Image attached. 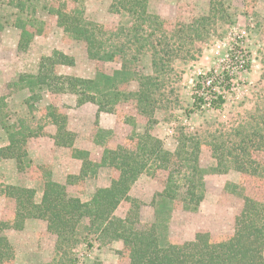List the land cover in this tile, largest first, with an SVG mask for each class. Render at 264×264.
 Instances as JSON below:
<instances>
[{"label":"rangeland","instance_id":"obj_1","mask_svg":"<svg viewBox=\"0 0 264 264\" xmlns=\"http://www.w3.org/2000/svg\"><path fill=\"white\" fill-rule=\"evenodd\" d=\"M52 1L32 0L39 8L37 20L44 22L47 29L44 36L34 39L26 52L18 49L21 32L14 27L18 11L7 5L8 0L0 3V25L4 26L0 31V148L9 146L2 124L14 127L16 133L21 131L26 137L31 136L24 146L29 157L22 158L21 170L16 160L0 158V220H11L14 214L15 204L4 194L8 186L34 189L35 201L40 204L46 182L55 180V175L59 179L68 178L64 186L69 196L83 202L89 201L98 188L111 184L112 172L106 168L84 180L75 179L80 173L65 177L67 171L77 172L82 163L70 160L73 150L53 145L57 127L51 125L47 108L55 106L57 113L66 117V129L75 135L74 149L87 150L98 160L103 153L99 144L116 147L119 143L124 144V139L130 138L133 132L143 134L146 129L172 153L184 139L199 143L200 165L208 172L204 177L205 198L195 213L181 208L173 210L168 237L173 242H185L192 240L197 231H208L215 240L233 235L235 216L242 205L239 195L243 193L255 199H262L264 195V182L237 171L230 159V153L237 154L231 150V143L241 138L237 130L246 134L244 131L264 123V0H216L218 6L230 14L231 23L215 20L212 24L215 35L208 41L180 49L175 47L172 60L175 75L165 77V87L154 96L157 106L152 118L139 113L136 100L131 96L138 91V83L130 82L120 86L127 101L121 104L117 115L104 114L99 121L96 119L97 106L93 104L78 108L76 97L45 91H37L35 94L41 99L34 100L26 84L20 82L21 76L36 74L41 58L54 51L75 60L73 67L60 68L63 75L95 79L98 73L113 75L121 68V59L111 63L90 60L85 44L66 35L56 20L42 10ZM65 1L71 3L72 0ZM112 3L113 0H78V5L73 6L84 11L88 21L116 33L120 24L129 19L111 13ZM211 3L212 0H152L149 13L167 23L164 30L169 31L176 24H191L195 18L209 16ZM162 34L159 30L156 37ZM171 35L167 33L168 40ZM171 43L175 45L173 41ZM129 48L133 49L130 56L134 55L135 47ZM233 50L240 53L239 60L245 62V67L237 74V92L227 96L225 106L220 110H196L194 92L201 77L223 73ZM151 54L147 47L140 63L136 64L146 76L153 74ZM236 63L235 59L233 65L238 66ZM130 120L133 123L127 124ZM217 147L226 155L221 168L226 172L214 169L218 164L213 156ZM191 148L192 145H188L187 150ZM254 158L264 163V153L256 154ZM71 176L73 178L69 180ZM164 178L161 172L155 178L145 174L132 187L130 196L143 204V225L155 221L152 201L157 193L163 192ZM129 206L124 203L117 216L123 217ZM9 238L16 252L12 264H64L62 253L56 251V237L49 233L44 221L32 220L23 231L9 232ZM91 241L89 248L87 243H80L68 250L71 260L75 258L76 264H129L121 243L100 242L94 237Z\"/></svg>","mask_w":264,"mask_h":264},{"label":"trees","instance_id":"obj_2","mask_svg":"<svg viewBox=\"0 0 264 264\" xmlns=\"http://www.w3.org/2000/svg\"><path fill=\"white\" fill-rule=\"evenodd\" d=\"M151 1L113 0L109 11L129 19L113 33L88 21L85 12L73 6L78 5V0L71 3L53 0L42 10L56 20L66 35L85 44L88 58L105 63L121 59V68L113 75L98 73L95 79L63 75L60 68L73 67L75 60L54 51L41 58L36 74L23 75L20 82L26 84L34 100L41 99L35 94L37 91H45L53 95L74 96L77 107L93 104L97 106V120L102 113L117 115L121 104L127 101L119 90L120 86L136 82L138 91L131 96L136 100L139 113L152 118L157 106L154 96L165 87V77L175 75L172 63L175 47L180 49L208 41L215 35V25H212L215 20L231 23V19L230 14L212 0L209 16L195 18L191 24H176L167 31L164 27L168 24L149 13ZM7 5L18 11L14 24L21 32L18 49L26 52L36 37L46 34L47 25L37 20L39 8L32 0H8ZM3 29L4 26L0 25V31ZM159 30L163 34L157 38ZM167 33L172 34L171 40L167 39ZM128 46L135 47L134 55L130 56L133 49H127ZM147 47L152 53L151 76L144 75L136 66ZM223 103L221 98L217 109H221ZM47 110L51 123L57 127L55 144L72 149L73 158L82 161L81 172L75 179L95 177L101 168H106L112 172L111 184L98 188L89 201L83 202L69 196L66 186L49 180L40 204L35 201L34 189L6 187L4 194L14 202L15 208L11 220H0V264H12L16 258L9 232L23 231L31 220L47 223L49 233L56 237V251L62 253L64 264H76L77 260H71L68 250L80 243L91 247L92 237L100 242L121 243L129 264H264V195L262 199L243 193L239 195L242 205L235 216L234 233L227 238L215 240L208 231H197L192 240L185 242H173L168 237L173 210L181 208L195 213L205 198L204 177L208 172L200 165L199 143L184 139L172 153L165 150L161 141L146 129L143 134L135 131L130 138H125V145L119 143L116 147H109L105 144L98 160L87 151L74 149L75 135L66 129V117L58 114L55 106H49ZM131 121L126 123H133ZM2 127L8 136L9 146L0 148V158L16 160L21 170L22 158L29 157L24 146L31 136L26 137L21 131L16 133L14 127L6 124ZM244 133L237 130L241 138L231 143V150L237 153H230L232 164L240 173L258 177L264 182V163L254 158V155L264 153V123ZM18 136L21 138L17 139ZM188 145H192L191 150H187ZM220 150L217 147L213 152L218 161L214 169L226 172L221 170L226 155ZM158 172L166 177L164 190L157 193L152 201L155 221L143 225V204L133 199L130 192L143 174L155 178ZM124 203L130 206L126 214L119 217L117 212Z\"/></svg>","mask_w":264,"mask_h":264},{"label":"built area","instance_id":"obj_3","mask_svg":"<svg viewBox=\"0 0 264 264\" xmlns=\"http://www.w3.org/2000/svg\"><path fill=\"white\" fill-rule=\"evenodd\" d=\"M239 54L240 53L233 50L231 53V59L228 60L223 73L220 75L213 74L210 76H205L197 84L194 92V107L196 110H220L217 109L219 100L221 98L224 100V103L221 107L222 109L225 106L227 96L233 95L237 92V74L245 67V62L239 60ZM235 59L237 61L236 64H239L238 66L233 65ZM198 105H200V108Z\"/></svg>","mask_w":264,"mask_h":264},{"label":"crops","instance_id":"obj_4","mask_svg":"<svg viewBox=\"0 0 264 264\" xmlns=\"http://www.w3.org/2000/svg\"><path fill=\"white\" fill-rule=\"evenodd\" d=\"M86 105H87V104H86ZM84 106H85V105H83V106H81V107H84ZM78 108H80V107H78ZM96 114H97V112H96ZM104 114H105V113H102V114L100 115L99 120H100L101 116L104 115ZM108 115H111V114H108ZM99 120H98V121H99ZM51 125L55 127V125H53V124H51ZM56 133H57V131H56ZM54 134H55V133H53V136H54V137L52 138L54 141H52V142H53V145H54V147H55V146H57V145L55 144V136H56V134H55V135H54ZM99 145H100L99 149H100V150H103V146H104L105 144H99ZM57 147H58V146H57ZM101 147H102V148H101ZM59 148L62 149L63 147H59ZM73 148H74V147H73ZM63 149L72 150V149H69V148H63ZM100 150H99V151H100ZM81 151H82V150H81ZM85 151H87V150H85ZM87 152H89V151H87ZM89 153H90V152H89ZM31 154H32V155L34 154V151H33V150H31ZM90 154H91V153H90ZM34 156H35V155H33V157H34ZM71 158H72V159H71ZM71 158H70V160H72V161H77V162H79V163H82V161L77 160V159H74L73 156H72ZM80 172H81V168H79V170H78L77 172H76V171H75V172H68V171H67L65 177H68L69 175H73V174H79ZM144 175H145V174H143L141 177H143ZM55 176H56V178H55V180H53V181H55V182H57V183H59V184H62V185H66V184H67V179H68V178H67V179H66V178H65V179H64V178H63V179H59V177H57V175H55ZM139 179H140V178H139ZM65 183H66V184H65ZM131 190H132V189H131ZM36 203H37V202H36ZM31 221H32V220H31ZM31 221H28V222H27V225H28V223L31 222ZM27 225H26V226H27Z\"/></svg>","mask_w":264,"mask_h":264}]
</instances>
